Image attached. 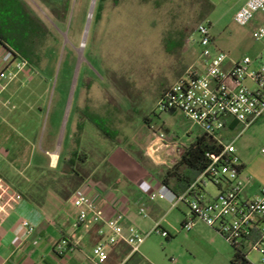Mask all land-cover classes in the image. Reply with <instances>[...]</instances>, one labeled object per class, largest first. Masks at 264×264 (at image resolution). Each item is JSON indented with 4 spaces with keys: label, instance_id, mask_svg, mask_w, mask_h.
Listing matches in <instances>:
<instances>
[{
    "label": "rangeland",
    "instance_id": "obj_1",
    "mask_svg": "<svg viewBox=\"0 0 264 264\" xmlns=\"http://www.w3.org/2000/svg\"><path fill=\"white\" fill-rule=\"evenodd\" d=\"M0 1V24L13 35L7 38L9 44L25 57L37 54L42 60L36 65L46 72L48 84L68 89L73 118L80 92L91 87L95 110L90 109L89 114L114 139L128 137L127 146L134 153L145 117L160 136L186 145L180 149L182 153L190 141L189 130L198 133L183 115L171 116L159 107L166 90L195 61L201 68L197 60L201 48L193 43L200 39L198 25L209 26L215 46L229 58L255 60L264 47V40H256L250 26L235 22L241 0H104L97 10L98 0ZM40 20L44 24L38 25ZM35 40L37 44H33ZM247 85L254 89L250 80ZM121 111H129L132 120H126ZM146 127L140 135L147 133ZM45 133L46 126L42 135ZM224 141L234 142L250 181L264 189V118L247 129L239 124L234 132L228 131ZM123 159V173L138 178L141 172L133 156L118 151L116 160ZM111 163L116 167L115 160ZM205 193L214 198L219 189L208 181ZM149 202L144 206L147 216H141L140 226L133 225L150 234L159 222L169 234L164 238L152 233L141 245V252L153 264H235L234 260L246 264L206 223L198 221L191 232L186 231L183 223L190 213L186 204L172 208L165 200ZM154 204L162 209L158 218ZM246 255L249 264H262L256 250L248 248Z\"/></svg>",
    "mask_w": 264,
    "mask_h": 264
},
{
    "label": "crops",
    "instance_id": "obj_2",
    "mask_svg": "<svg viewBox=\"0 0 264 264\" xmlns=\"http://www.w3.org/2000/svg\"><path fill=\"white\" fill-rule=\"evenodd\" d=\"M247 2L241 0L239 10ZM263 20L264 14L258 15L250 27L255 30ZM6 29L0 24L3 40L0 47L7 46L26 60L29 68L0 93V176L24 197L22 202L7 206V213L0 219V264H96L93 250L100 240L98 230L103 224L90 221L75 227L78 210L73 204V194L76 189L90 183L98 211L106 219L123 213L125 225L140 226L143 221L140 208L150 203L151 193L165 186L163 179L181 162L185 151L182 153L180 149L186 145L167 136L163 142L149 117H145L137 135L138 151L134 153L127 146L128 137L114 139L89 114L90 109L95 110L89 95L91 87H83L80 92L73 118L68 89L48 84L46 72L39 71L36 65L42 59L37 54L25 57L13 49L7 39L13 35ZM36 40L33 44L38 43ZM263 54L264 47L254 61ZM240 60L229 58L227 67ZM194 66L196 61L191 67ZM121 113L126 120H132L129 111ZM263 118L264 115L256 123ZM238 125L232 122L222 138L228 131L234 132ZM45 126L46 133L42 135ZM144 127L147 133L140 135ZM197 132L193 135L192 129L189 130L187 148L203 133L199 128ZM118 151L133 156L141 172L138 178L123 173L125 159L116 160ZM237 155L242 162L238 151ZM113 160L116 167L112 166ZM242 166L245 196L251 198L261 189L250 181L246 164L242 162ZM153 207L158 218L161 206L154 204ZM22 220H28L35 227L32 235L22 227ZM142 257L153 264L141 248L138 254L125 257L113 246L107 264H144Z\"/></svg>",
    "mask_w": 264,
    "mask_h": 264
},
{
    "label": "built area",
    "instance_id": "obj_3",
    "mask_svg": "<svg viewBox=\"0 0 264 264\" xmlns=\"http://www.w3.org/2000/svg\"><path fill=\"white\" fill-rule=\"evenodd\" d=\"M260 14H264V0H248L236 13L235 22L242 27L250 26ZM200 36L201 68L194 66L166 90L159 102L163 112H180L203 133L210 136L221 151L208 153L209 164L196 182L183 194L176 195L167 186H162L149 196V200L168 201L172 208L186 204L190 208L183 228L191 232L198 221L216 229L234 248L245 254L256 250L264 264V189L251 198L245 196L246 180L242 177V162L237 155L234 142L226 143L222 133L232 122L245 129L254 125L264 115V54L257 61L245 57L227 67L229 57L214 43L210 28L204 23L196 29ZM256 40H264V20L254 30ZM0 47V93L16 81L29 68V63L7 46ZM256 64V67L255 65ZM254 84V89L247 81ZM164 142L165 137L160 136ZM264 156V146L261 150ZM219 189L217 197H207V182ZM23 195L11 187L0 176V219L7 213V206L18 204ZM73 204L78 210L75 227L87 225L90 221L103 224L98 230L99 242L94 247L96 264H107L110 249L124 243L132 254L138 253L144 240L152 233L168 238L169 234L157 222L150 234L142 233L134 225H125L123 213L106 219L98 211V204L92 195L90 183H84L73 194ZM139 214L146 215L145 207ZM21 225L32 235L35 227L22 220ZM65 243H68L65 240Z\"/></svg>",
    "mask_w": 264,
    "mask_h": 264
},
{
    "label": "trees",
    "instance_id": "obj_4",
    "mask_svg": "<svg viewBox=\"0 0 264 264\" xmlns=\"http://www.w3.org/2000/svg\"><path fill=\"white\" fill-rule=\"evenodd\" d=\"M104 0H98L96 10ZM0 42H3L0 39ZM221 147L207 134L201 133L197 136L196 142L185 149L181 162L176 165L172 171L168 172L163 179V184L167 186L176 195L183 194L204 172L209 164L208 153H218ZM65 240L68 241L67 238ZM114 247H118L123 256L136 255L132 254L131 248L126 244L120 243ZM236 249V257L242 258L246 264L249 262L245 259V254ZM144 264H151L148 260L142 257ZM234 263L237 264L236 260Z\"/></svg>",
    "mask_w": 264,
    "mask_h": 264
}]
</instances>
